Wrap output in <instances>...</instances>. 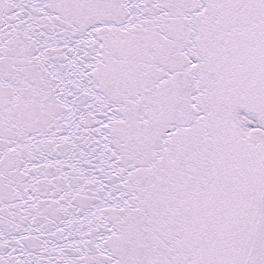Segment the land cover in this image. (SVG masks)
I'll list each match as a JSON object with an SVG mask.
<instances>
[{"label": "snow or ice", "instance_id": "snow-or-ice-1", "mask_svg": "<svg viewBox=\"0 0 264 264\" xmlns=\"http://www.w3.org/2000/svg\"><path fill=\"white\" fill-rule=\"evenodd\" d=\"M0 264H264V0H0Z\"/></svg>", "mask_w": 264, "mask_h": 264}]
</instances>
